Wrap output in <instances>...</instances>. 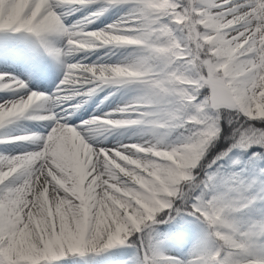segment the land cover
<instances>
[{
    "label": "snow or ice",
    "instance_id": "obj_1",
    "mask_svg": "<svg viewBox=\"0 0 264 264\" xmlns=\"http://www.w3.org/2000/svg\"><path fill=\"white\" fill-rule=\"evenodd\" d=\"M92 5L100 7L78 22H64L73 9ZM121 6L128 10L117 21L88 30ZM5 30L37 37L65 71L50 94L0 72V91L15 94L0 100V129L21 119L51 122L44 135L0 138L35 144L31 151L0 154V264H58L68 255L125 245L167 223L163 214L182 206L209 226L207 241L181 261L148 252L142 238L144 264H240L237 257L249 250L245 241L252 232H240L229 218L238 211L234 202L219 196L181 201L189 200L206 149L223 130L222 113L264 121V0H0ZM49 36L62 37L64 47H52ZM126 46L133 52L116 63L87 62L97 49L111 56ZM133 84L142 95L82 123L105 129L146 124L152 138L111 147L87 143L69 122L71 114L97 90ZM165 129H185L187 135L168 144L167 132L157 131ZM165 154L176 162L162 159ZM68 202L87 216L79 229L69 225L76 233L71 239L61 235L57 216L58 206ZM25 236L30 246L20 244Z\"/></svg>",
    "mask_w": 264,
    "mask_h": 264
},
{
    "label": "bare ground",
    "instance_id": "obj_2",
    "mask_svg": "<svg viewBox=\"0 0 264 264\" xmlns=\"http://www.w3.org/2000/svg\"><path fill=\"white\" fill-rule=\"evenodd\" d=\"M98 7L100 5L83 7L79 11L73 9L74 15L66 16L64 22L66 24L74 21L78 22L82 17H86L89 12L95 11ZM127 10V7L124 6L110 9L97 19L95 23L89 24L88 30L103 28L105 25L114 23ZM58 11L63 12L67 10L60 9ZM48 40L52 47H64L65 41L62 37L49 36ZM132 52L133 48L126 46L117 49L115 55L109 56L108 49H97L88 55L87 62H95L103 58V62L113 64L128 57ZM64 71L65 65L51 55L46 46L41 44L34 35L27 32L0 31V72L9 73L16 78L24 80L32 90L50 94L57 88L64 75ZM142 94L141 86L136 84L104 87L97 90L93 96L85 98L87 102L83 103L78 110L71 114L69 122L77 128V131L80 132L85 141L93 146L97 143L102 146H115L119 143H142L144 140L152 138V130L146 124L105 129L95 126L86 127L82 123L93 117L107 116L113 113L114 109L129 104ZM106 97L107 99H105ZM12 98H15L14 93L0 91V100ZM77 102H79V98ZM65 111H68V109H65ZM50 127L51 122L49 121L21 119L0 129V138L32 134L44 135L49 131ZM157 131L168 133L166 129ZM34 147V142L0 143V154L11 156L31 151ZM57 216L63 225V229L70 227V224L74 225L77 229L80 227L81 223L76 222L67 215L61 217L57 212ZM196 225L194 227H197ZM205 231L207 232L206 229ZM56 242L59 243L58 238ZM45 246L50 248L51 244H46ZM69 256L62 258L58 264H69ZM82 261L84 260L79 258L77 262L70 263L83 264Z\"/></svg>",
    "mask_w": 264,
    "mask_h": 264
},
{
    "label": "rangeland",
    "instance_id": "obj_3",
    "mask_svg": "<svg viewBox=\"0 0 264 264\" xmlns=\"http://www.w3.org/2000/svg\"><path fill=\"white\" fill-rule=\"evenodd\" d=\"M179 130L181 129L168 131L165 142L178 143V138L174 136ZM234 154L235 152L231 151L226 156L229 161L236 160L232 172L216 171L214 173L210 169L206 170V173L209 170V181L202 197L208 200L213 196H219L234 202L233 206L238 208V211L229 213V218L236 223L240 232H252L251 237L245 241L249 250L241 253L237 259L240 264L254 260L264 261V235H261L264 232V153L248 156L244 151L238 158ZM161 158L173 160L170 154L162 155ZM173 162L176 161L173 160ZM205 229L209 233V227L200 219L192 215H181L170 223H166L164 229L157 228L153 231V237L160 238L154 243L153 251L187 261L207 241L208 233ZM65 232L68 239L76 234L71 227L64 228L61 235ZM57 238L60 242V238ZM19 242L24 246H30L27 236L22 237ZM79 258L84 260L83 264H144V253L141 248H136L130 242L99 253H87L84 256L70 255L69 264L77 262Z\"/></svg>",
    "mask_w": 264,
    "mask_h": 264
},
{
    "label": "trees",
    "instance_id": "obj_4",
    "mask_svg": "<svg viewBox=\"0 0 264 264\" xmlns=\"http://www.w3.org/2000/svg\"><path fill=\"white\" fill-rule=\"evenodd\" d=\"M218 126L223 130L219 132L206 149V154L200 162L203 168L197 169L196 185L191 189L189 200L181 201V205H190L195 202V198L204 190L207 181V169L231 170L234 163L228 161L226 157L231 151L235 152V157L237 158L244 151L251 155L264 153V121H253L248 117H244L243 114L228 117L222 113L221 118L218 119ZM181 133L187 135L185 130H180L178 134L181 136ZM181 214H190L187 206L174 208L170 214V220ZM151 234L152 229L145 230L141 234V238L148 245V252L152 251L154 242ZM129 242L135 247H139L136 236H133Z\"/></svg>",
    "mask_w": 264,
    "mask_h": 264
},
{
    "label": "clouds",
    "instance_id": "obj_5",
    "mask_svg": "<svg viewBox=\"0 0 264 264\" xmlns=\"http://www.w3.org/2000/svg\"><path fill=\"white\" fill-rule=\"evenodd\" d=\"M120 75L123 77L129 74L127 72L122 71ZM93 207H95V205H93ZM88 211H90V209H88ZM97 211H99V209H97ZM57 212L61 215V217L67 215L79 223H83L87 218L85 210L77 208L75 206H71V202H68V204L66 205L58 206ZM40 224L41 226L46 225V218L43 215V211L41 212Z\"/></svg>",
    "mask_w": 264,
    "mask_h": 264
}]
</instances>
